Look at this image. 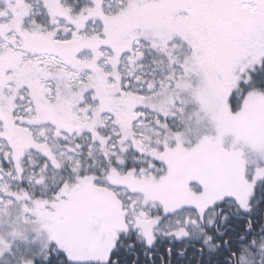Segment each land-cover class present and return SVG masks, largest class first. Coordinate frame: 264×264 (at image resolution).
Segmentation results:
<instances>
[{
	"label": "rangeland",
	"instance_id": "rangeland-1",
	"mask_svg": "<svg viewBox=\"0 0 264 264\" xmlns=\"http://www.w3.org/2000/svg\"><path fill=\"white\" fill-rule=\"evenodd\" d=\"M25 1L26 17L32 12L25 20L28 29H21L20 22L8 25L20 33L0 40L2 49L8 48L5 42L14 43L10 52L1 53L0 63L17 68L8 70L3 113L15 138L29 151L22 156L20 141L11 142L0 124V264H34L51 245L73 263L102 262L124 235L143 234L151 242L167 214L181 210L178 215L202 216L227 198L230 204L251 202L264 176V131L246 123L247 107L264 101V91L251 87L252 73L264 60V43L232 77L227 75L232 67L228 52L233 49L238 56L242 36L248 37L242 21H228L226 33L213 15L205 18L204 26L203 19L196 18L203 29L191 26L190 13L167 9L181 0H92L82 16L68 14L61 0ZM138 5L158 7L153 12L158 18H175L137 29L129 42L99 48L102 34H110L102 23L113 20L102 22L93 11L102 8L118 15ZM237 8L251 13L257 5L241 0ZM40 12L54 29L45 39L58 45L74 40L87 44L75 57L86 66L70 64L68 55L60 60L46 47L36 50L29 33L40 30L32 23ZM142 12L150 16L149 9ZM0 14L3 24L11 22V14L2 8ZM126 94L139 95L146 103L137 147L119 141L127 135L110 131L108 116L101 115L108 109L105 96L120 102ZM48 112L60 114L65 126L49 122ZM77 128L83 137L75 133ZM228 132L231 139L225 138ZM244 149L247 169L240 164L239 173L226 171L217 153L224 150L239 157ZM23 169L29 184L24 187ZM47 177L51 180L45 182ZM63 177L65 183L57 190ZM76 189H82L77 199L92 210L79 222L63 223L62 218L71 216L67 203ZM60 205L66 207L61 216L55 208Z\"/></svg>",
	"mask_w": 264,
	"mask_h": 264
},
{
	"label": "flooded vegetation",
	"instance_id": "flooded-vegetation-1",
	"mask_svg": "<svg viewBox=\"0 0 264 264\" xmlns=\"http://www.w3.org/2000/svg\"><path fill=\"white\" fill-rule=\"evenodd\" d=\"M240 1L241 0H181L179 4L177 3L167 8L168 10L172 11L185 10V12L190 13L191 19L189 20V24H194L191 26L196 27H198L199 25L202 29V25L197 23L196 18L203 19L204 26L205 18H209L212 15L214 18L219 17V20L217 22L218 26H220L225 33L227 32L226 30L229 29V27L227 26L228 21H231L232 25L238 24L240 21L243 22L241 29L243 30V32L247 33L248 37L242 36L243 45L241 44V49L239 50L238 56L235 55L233 49H231L227 54L229 65H232V67H229L227 69L230 75L234 74L239 64L248 60L249 58H252L254 54L259 52L264 43V0H247L248 2H252L257 5L256 11H253L251 13L242 11L240 10V8H237L238 4H240ZM26 2L27 1L25 0H0V8L5 11V14H11V22H8L7 25L3 24L1 22L2 18H0V40H7V36L12 32H15V34L20 33L18 28L12 30L8 29V25H16L17 22H20L21 29H28L29 24L26 23L25 20L28 18L31 19V16L29 15L28 17H26ZM147 9L150 10V16H146V14L142 12L143 10ZM158 10L160 9L156 6L151 7L138 5L127 11L126 13L112 15L104 13L102 8L97 10L95 9L93 11L95 13V18L102 20V22L108 19L113 20V22H111L109 25H105L104 23H102L103 27L108 26L106 27V31H110V34H102L103 38L98 42V44H100L99 48L109 47L108 45L110 42L127 41V39H129L128 36H132V34H134L137 29H142L145 28V26L148 27L152 24L156 26L157 23L160 24L165 22V20L168 21L175 18L172 16L158 18L153 14V12H158ZM20 13L24 16V18H22V16V19L19 18V15H21ZM67 13L70 14L68 11ZM72 15L82 16V13L80 12L78 14ZM43 17L45 21L46 14L40 12L36 19V24H34L41 31L32 30L33 32L29 33L31 37H34L31 43L36 47V50H39L40 47H46L49 51L54 52V54L58 55L60 60H65V56L68 55L72 57V59L69 60L70 64H75L77 66H86L85 63H82L75 57H77L83 51L87 50V44L77 40L71 42L69 41L68 45L64 44L63 42L59 45L56 43H51L48 39H45L43 35H49L50 31L53 32L54 29L49 30L47 27H45V29L43 28V26L46 25V21L44 23L40 21V19L42 20ZM40 26H42V29L44 30H42ZM55 32L59 33V30H55ZM145 39L149 41L147 37H145ZM129 40L127 42H129ZM22 43H24V41H22ZM5 44H8V48L2 49L1 46L0 57L4 53L10 52V49L12 48L11 46L14 45V43L12 42H5ZM127 45L128 44L123 43L121 46L125 47ZM237 46H239V44ZM26 50L30 51V48L27 47ZM71 50L72 53L70 55L67 54ZM13 57L15 58V56ZM8 67L9 68L6 69V67L0 63V124L3 127V130L9 132L11 142L17 141L18 143L20 141V145L23 149L22 156H25V154H28L29 151L27 152L25 150V145L21 142V140L15 138L16 135L11 132V129L9 128L5 115L3 113L4 100L6 101L7 99L5 93L7 90H9L8 88L10 86V82L8 79V70L11 69L10 71L12 73L17 69L14 66ZM23 86L24 88L28 87V84L23 82ZM104 93L107 95L109 91ZM105 97L108 109H106L105 112H103L101 115L108 116V129L110 131L111 129L117 131L118 134H120L122 137L124 135H127L126 138L123 137L119 139V141H124L126 147L129 143H131V145L135 147L141 145V138L139 134L141 133V123H145V114L143 113V111L146 108V103L145 101L143 102V98L139 95H127L122 96V100L120 102H114L107 98V96ZM140 108L141 110H139ZM125 109H127V112L125 111ZM226 110L227 112L229 111L228 109ZM48 115L49 117L47 116L46 118H49V122H56L59 123L62 127L65 126V120L60 116V114L50 112ZM232 116L233 115H231V117ZM234 117L235 122L239 120L238 117ZM247 120H249L246 122L247 124L249 123V125L255 127L256 129L264 131V101H254L249 107H247ZM75 133L83 137L84 132L80 128H77V131H75ZM231 137L232 136L230 132L225 135L226 139H231ZM107 140L111 141L110 138H108ZM117 141L118 139L115 140V142ZM245 150L247 149H244L242 151L243 154L239 157L234 152L229 153L224 150L219 151L217 153V156H222L225 160L224 163L226 166L223 168H225L226 171L239 173L241 170V165L244 167V171L247 169L246 160H244ZM129 157L130 156H128L127 158ZM106 159L109 161L108 157H106ZM50 164L54 165L53 162H50ZM260 180V189L258 188V191H256V195L255 193L253 194L254 196L249 204L246 203L242 205L241 203H236L235 201L234 203L230 204L226 202L229 201V198H227L223 202H219L217 206L214 207V217L209 214L208 210H206L202 216L199 213H196V215H194L184 214V212L178 215L181 210L170 215L167 214L163 216L160 223L155 228L154 238L151 242H148L145 237L143 239V234L137 233L134 239L131 237V235H126V241L128 242V251L123 254L121 259H124L126 257L128 258L131 255L135 254L137 245H146L148 247V253H143V260L140 257H134V261L132 264H160V262L164 264L166 262V259H168V261L170 260L169 262L171 263L172 259L191 257L195 251H197L199 256L202 258L209 244L215 242V240L217 239L215 234H218L222 237L226 235V231L230 228V223L227 222H245V224L249 225L246 228L244 234H242V231L240 230L239 232H235L233 236L226 238V247L228 248V241L231 242V240H235V242H240L245 240V238L250 234L258 233L256 230H254L255 226L251 225V222L253 224L254 222H264V176ZM62 184L63 183H61V185ZM139 184L142 185L143 182H140ZM61 185L58 186V190H60ZM81 193L82 189H76L74 191L75 195H73V198H68V206L73 207H71V209H68L70 212L69 214L72 217L66 219L59 217V220L62 218L61 222H77L82 220V216L87 214V212H91L92 208H90L87 203H83L77 199V197ZM55 208H57V212L59 213V215L64 213V210H66L65 205H60ZM61 209L63 210L60 212ZM186 209L188 210L189 208ZM172 216H176L178 218H175L177 219L176 222L163 224V221H166L168 217ZM172 220L173 219H169V221ZM159 227H161L163 230L160 231L158 229ZM151 235L152 234H150V237ZM199 236L201 237L202 241L199 239ZM157 243L158 246H156ZM220 244L221 243L218 242L217 245ZM165 250H167V252ZM238 261V254L235 251H230L229 255L224 258V262L226 264H239ZM114 264H117V262ZM199 264H201V262ZM216 264H219V261L216 262Z\"/></svg>",
	"mask_w": 264,
	"mask_h": 264
},
{
	"label": "trees",
	"instance_id": "trees-1",
	"mask_svg": "<svg viewBox=\"0 0 264 264\" xmlns=\"http://www.w3.org/2000/svg\"><path fill=\"white\" fill-rule=\"evenodd\" d=\"M62 1L67 11L72 13H79L81 10H83L86 7H89L90 4H92V0H62ZM251 80H252L251 87H254L257 90L264 91V60L261 66L258 67L255 70V72L252 73ZM27 172L28 171L23 169V174L21 178L22 181L20 182V186L22 187L29 185L27 183V178H26L27 175L25 176ZM73 177L74 174L72 178ZM47 179L49 181L50 178L47 177ZM41 185L38 187L41 188ZM44 214L47 215V212H44ZM194 215L196 214L194 213ZM177 219H173L172 221L169 220L163 221V224L169 222L172 223L176 222ZM227 223H230L229 224L230 228L226 231V235L222 237L218 234H215L217 239L215 240V242L209 244L202 258L199 256L198 252L195 251L191 257L172 259L171 263L169 262L170 260L168 261V259H166L165 260L166 262L164 264H199L200 262L201 264H216V262L218 261L219 264H226L224 262V258L229 255L230 251L237 252L239 264H243L242 262L246 264H264V222H254V224L251 222V225L255 226L254 230H256L258 233H252L248 237H246L245 240L240 242H235V240H231V242L228 241L229 248L226 247V242H227L226 238L233 236L235 232H239L240 230L242 231V234H244L246 228L249 225L245 224V222H235V223L227 222ZM158 229L160 231L163 230L161 227H159ZM131 237L134 239L136 237V234L133 233ZM199 239L202 241L200 236ZM218 242H220L221 244L217 245ZM156 246H158V243L156 244ZM127 251H128V242L126 241V235H124L118 240L116 247L114 248V250H112L111 253L112 255L109 260L102 262L95 261V262L78 263V264H114V261H116L117 264H132L134 261V257L135 258L140 257L142 260L144 259L143 253L145 252L148 253V247L146 245L145 246L137 245L135 249V254L131 255L128 258L126 257L124 259H121L123 254ZM165 251L167 252V250ZM34 264H77V263L71 262V260H69V258L67 257V254L63 250L58 248L56 245H51L46 255L39 259H35ZM160 264L163 263L160 262Z\"/></svg>",
	"mask_w": 264,
	"mask_h": 264
}]
</instances>
